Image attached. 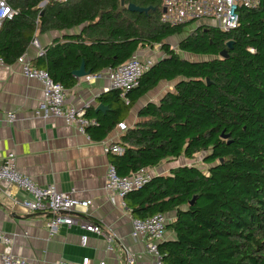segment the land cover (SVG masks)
Wrapping results in <instances>:
<instances>
[{
    "label": "trees",
    "instance_id": "obj_1",
    "mask_svg": "<svg viewBox=\"0 0 264 264\" xmlns=\"http://www.w3.org/2000/svg\"><path fill=\"white\" fill-rule=\"evenodd\" d=\"M8 3L15 12L0 25V57L12 64L38 34L60 31L32 65L65 89L76 84L73 71L82 62L89 74L98 73L159 45L163 56L126 93L128 102L110 88L97 96L106 111L86 107L85 115L96 120L86 132L103 140L140 97L160 81H174L158 102L138 108L117 142L123 151L107 153L108 160L126 176L203 152L206 170L181 164L153 175L124 195L125 205L133 217L170 218L166 231L173 237L158 243L165 264H264V0L238 7V25L229 31L194 21L162 23V0ZM128 3L150 8L129 11ZM184 32L178 50L208 58L182 57L166 40ZM224 49L226 57L220 55Z\"/></svg>",
    "mask_w": 264,
    "mask_h": 264
},
{
    "label": "crops",
    "instance_id": "obj_2",
    "mask_svg": "<svg viewBox=\"0 0 264 264\" xmlns=\"http://www.w3.org/2000/svg\"><path fill=\"white\" fill-rule=\"evenodd\" d=\"M61 35L60 31H48L38 34L36 39L44 47ZM37 50L30 43L25 52L31 64L38 55ZM155 54L149 46L137 50L134 55L155 57ZM158 55L156 60L163 56V52L160 50ZM97 74L99 76L91 83L83 77L77 78L76 84L66 89V103L78 107L97 106V96L109 87L110 79L108 68ZM170 82L160 81L140 97L123 122L128 127L133 126L138 108L148 102H158L172 89ZM41 95V83L23 75L16 62L0 66V162L7 152H13L17 169L38 185L53 184L62 192H72L76 199L90 200L85 211L71 214L79 222L98 224L104 234L87 232L75 223L60 225L50 235L47 222L51 214L24 209L21 201L31 197L2 181L0 228L13 237L12 252L28 259L31 264H57L60 260L78 263L83 257H88L91 264H97L99 260H105L107 264H125L127 252L139 255L137 264H153V257L145 251L144 241L131 236L133 216L124 198L104 189L109 162L104 145L117 143L122 131L116 126L103 140L96 141L60 117L36 116L34 112ZM7 113H15L13 122H8ZM174 166L177 165L166 160L150 169L153 175L167 174ZM83 234L88 236L85 245L80 242ZM171 237L173 233L167 230L165 238ZM3 249L0 243V264Z\"/></svg>",
    "mask_w": 264,
    "mask_h": 264
},
{
    "label": "built area",
    "instance_id": "obj_3",
    "mask_svg": "<svg viewBox=\"0 0 264 264\" xmlns=\"http://www.w3.org/2000/svg\"><path fill=\"white\" fill-rule=\"evenodd\" d=\"M66 2L68 0H52ZM258 0H162L160 21L168 25H178L187 21H194L195 24H210L223 31H229L238 25V7H255ZM14 10L10 7L8 0H0V25L6 19H11ZM37 47V54H42L43 49L37 39L31 42ZM152 56H132L125 63L109 70V87L116 89L119 97L128 102L126 93L139 85L141 76L155 63ZM23 75L36 79L41 83V99L34 114L42 117H60L66 123L73 124L80 133H86V128L96 123V120L85 115L86 107H78L74 104H67L65 101L66 89L57 82H54L46 70L33 66L26 54H21L15 61ZM0 57V66L5 65ZM99 76L97 73L87 74L83 78L89 83L94 82ZM105 90V91H106ZM16 118L15 113H7L9 123ZM127 125L124 122L117 124L120 131H125ZM106 153H121L123 148L117 143L104 145ZM153 172L150 168H141L129 175L120 176L116 167L110 161L105 171L104 189L124 197L129 191L145 184ZM14 185L23 190L30 200L23 199L21 205L27 211H46L51 214L47 222L50 235H53L60 225L70 226L77 223L83 230L97 235H103L102 228L93 222L77 221L71 213L85 211L91 203L90 200H80L73 197L72 192H62L55 185L40 186L34 180L17 169L15 154L7 152L0 162V182ZM8 193V192H7ZM169 217L164 213H155L144 219L132 217L131 236L144 241V248L153 257V264H165L158 249V243L165 238L166 224ZM88 236L81 235L80 242L85 245ZM0 243L4 249L1 253L2 264H31L24 258L12 252L13 237L0 228ZM139 255L127 252L125 264H137ZM57 264H91L88 257H83L80 262L72 263L67 260H60ZM97 264H107L105 260H99Z\"/></svg>",
    "mask_w": 264,
    "mask_h": 264
},
{
    "label": "rangeland",
    "instance_id": "obj_4",
    "mask_svg": "<svg viewBox=\"0 0 264 264\" xmlns=\"http://www.w3.org/2000/svg\"><path fill=\"white\" fill-rule=\"evenodd\" d=\"M190 29H192L191 26L188 27L187 30L189 31ZM185 32L179 35L171 36L167 38L166 40L170 43V45L174 48V50H176L179 53V55H181L182 57H185L187 59H192V60L208 58V56L192 55V54H187V53H184L178 50L177 43L185 35ZM151 49H153L154 53H156L154 58L159 57V55L157 56V53L160 51L159 45L157 44L153 45ZM169 84L174 85V81H171ZM202 155H203V152H200V153L195 154V156L192 159H185L183 157H180L174 160H167V161L168 162L172 161V165L194 164V165L201 167L202 170H206V165L202 162Z\"/></svg>",
    "mask_w": 264,
    "mask_h": 264
},
{
    "label": "water",
    "instance_id": "obj_5",
    "mask_svg": "<svg viewBox=\"0 0 264 264\" xmlns=\"http://www.w3.org/2000/svg\"><path fill=\"white\" fill-rule=\"evenodd\" d=\"M43 3V2H41ZM121 4L123 5L124 4V0H121ZM126 8L129 10V11H137V12H143V11H147L150 7H140L134 3H128L126 5ZM232 44H233V41L232 40H228L226 42V47L228 49H231L232 48ZM220 55L223 56V57H226L227 56V50L224 49L220 52ZM89 74L88 71L85 70V65L84 63L82 62L80 67L76 70L73 71V75L76 77V78H81V77H84L85 75ZM207 84H209V80L207 79ZM108 109V107L106 105H103L101 103H99L95 110L96 111H101V112H104ZM230 134H224L223 132L221 133V137L223 139H226L229 137ZM193 200H194V197L190 200V204L193 203Z\"/></svg>",
    "mask_w": 264,
    "mask_h": 264
}]
</instances>
